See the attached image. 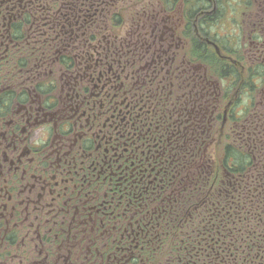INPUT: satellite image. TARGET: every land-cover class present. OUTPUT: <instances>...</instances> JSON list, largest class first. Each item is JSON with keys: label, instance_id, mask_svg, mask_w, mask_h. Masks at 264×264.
I'll list each match as a JSON object with an SVG mask.
<instances>
[{"label": "flooded vegetation", "instance_id": "1", "mask_svg": "<svg viewBox=\"0 0 264 264\" xmlns=\"http://www.w3.org/2000/svg\"><path fill=\"white\" fill-rule=\"evenodd\" d=\"M126 1L117 0V11L136 16L117 37V57L104 56L102 46L82 58L79 71L59 79L51 72V94L24 88L0 105V264H90L91 207L114 201L109 190L122 189L125 180L138 205L126 217L132 229L109 234L132 236L139 248L140 236L150 232L141 229L144 218H153L140 214L141 196L162 184L169 142L154 79L186 48V30L203 27V0H192L195 10L188 0ZM217 199L199 228L186 232L196 246L181 248L185 254L140 262L110 256L99 264H264V214H234L241 205ZM110 218L112 226L123 225V216ZM83 233L85 245H77Z\"/></svg>", "mask_w": 264, "mask_h": 264}, {"label": "trees", "instance_id": "2", "mask_svg": "<svg viewBox=\"0 0 264 264\" xmlns=\"http://www.w3.org/2000/svg\"><path fill=\"white\" fill-rule=\"evenodd\" d=\"M191 5L195 10L188 0ZM212 5L217 11L204 14L203 27H189L183 34L191 40L188 51L186 46L165 70L158 68L154 79L169 142L161 160L166 168L162 184L154 194L141 196L140 214L153 216L142 220L141 229L150 232L140 236L139 248L132 236L109 234L132 229L126 217L138 205L132 202L133 185L126 190L125 180L122 189L109 190L108 199L114 201L91 207L90 264L108 262L110 256L114 262H140L185 254L181 248L196 246L186 232L199 228L217 198L241 205L231 213L264 214V0H203L204 11ZM117 8V0H0L1 107L24 88L51 94V72L59 79L79 71L82 58L96 55L102 46L104 56L117 57L116 23L124 22V15L113 14ZM112 214L123 216L122 226L110 224ZM96 216L103 223H96ZM79 238L77 245L84 246V233Z\"/></svg>", "mask_w": 264, "mask_h": 264}, {"label": "rangeland", "instance_id": "3", "mask_svg": "<svg viewBox=\"0 0 264 264\" xmlns=\"http://www.w3.org/2000/svg\"><path fill=\"white\" fill-rule=\"evenodd\" d=\"M211 1H213V0H211ZM127 2H129V0H127L126 3ZM213 5L208 10L204 11L205 15H211V14L215 13V10L217 11V9H215V7H213ZM113 14H116L117 16L118 15H122V16L124 15V17H123L124 18V23L123 24L126 23V25L123 27V24L121 25V22H122V20H121L120 22L116 23V27L118 28L119 35L120 36H125L126 32H128L130 30V29H128V27H130V25H132V23H133V16H132L133 14H132V12H122V9H120L119 11H117L116 13H113ZM190 41L191 40L189 39L188 42H187L188 43L187 44V49H186L187 51L190 48V45H189ZM210 45L212 46V44H210ZM10 89H14V88H10Z\"/></svg>", "mask_w": 264, "mask_h": 264}, {"label": "water", "instance_id": "4", "mask_svg": "<svg viewBox=\"0 0 264 264\" xmlns=\"http://www.w3.org/2000/svg\"><path fill=\"white\" fill-rule=\"evenodd\" d=\"M208 43H209V44H212L213 46H215V48H216L217 52H218V53H220V52H219V49H218V48H217V46H216V44H214V43H213V42H211V41H208Z\"/></svg>", "mask_w": 264, "mask_h": 264}]
</instances>
